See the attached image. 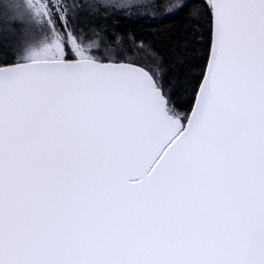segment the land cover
Masks as SVG:
<instances>
[{
  "label": "snow or ice",
  "instance_id": "obj_1",
  "mask_svg": "<svg viewBox=\"0 0 264 264\" xmlns=\"http://www.w3.org/2000/svg\"><path fill=\"white\" fill-rule=\"evenodd\" d=\"M133 7L0 5V264H264V0Z\"/></svg>",
  "mask_w": 264,
  "mask_h": 264
},
{
  "label": "rangeland",
  "instance_id": "obj_2",
  "mask_svg": "<svg viewBox=\"0 0 264 264\" xmlns=\"http://www.w3.org/2000/svg\"><path fill=\"white\" fill-rule=\"evenodd\" d=\"M114 3L117 4H125V5H140L141 7L136 8L133 7V9H136L140 12L142 11H152L153 9L149 7L152 0H113Z\"/></svg>",
  "mask_w": 264,
  "mask_h": 264
},
{
  "label": "trees",
  "instance_id": "obj_3",
  "mask_svg": "<svg viewBox=\"0 0 264 264\" xmlns=\"http://www.w3.org/2000/svg\"><path fill=\"white\" fill-rule=\"evenodd\" d=\"M4 3H6V0H0V5H3ZM126 10H129V9H126ZM130 10L133 11V12L138 11V10L133 9V8H131ZM152 11H142V12L139 11V12L142 13V14H151Z\"/></svg>",
  "mask_w": 264,
  "mask_h": 264
}]
</instances>
